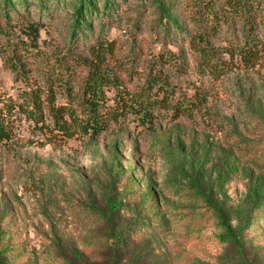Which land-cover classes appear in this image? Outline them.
Returning <instances> with one entry per match:
<instances>
[{
  "label": "rangeland",
  "instance_id": "374dc122",
  "mask_svg": "<svg viewBox=\"0 0 264 264\" xmlns=\"http://www.w3.org/2000/svg\"><path fill=\"white\" fill-rule=\"evenodd\" d=\"M114 1L121 5L114 16L119 21L103 33L119 43V60L134 64L128 71L109 65L125 87H140L165 52L183 50L188 72L163 68L188 95L206 90L208 101L193 119H159L150 129L112 124L102 134L71 138L19 117L9 147L0 150L6 264H112L115 236L121 245L115 264H264V57L248 66L225 54L231 72L220 79L202 75L186 38L194 27L190 0H163L183 33L174 26L153 33L155 13L142 0ZM91 29L94 38L102 33L95 20ZM223 34L215 46L227 47ZM68 37L62 19L43 25V59L29 60L30 76L41 82L42 64L68 51ZM79 53L89 56L84 49ZM76 71L86 75L88 69ZM23 86L0 55V91L17 97ZM57 103H65L59 94ZM204 196L234 230L254 217L245 248L220 240ZM92 202L105 216L93 213ZM137 219L146 227L133 230Z\"/></svg>",
  "mask_w": 264,
  "mask_h": 264
},
{
  "label": "trees",
  "instance_id": "16d2710c",
  "mask_svg": "<svg viewBox=\"0 0 264 264\" xmlns=\"http://www.w3.org/2000/svg\"><path fill=\"white\" fill-rule=\"evenodd\" d=\"M142 1L155 13L153 33L161 28L168 31L171 26L184 32L163 0ZM121 2L126 4L127 0ZM29 5L39 11L28 9ZM189 5L194 9L191 12L194 27L186 38L202 75L220 79L231 72L233 66L223 59L225 54L239 58L248 66H254L264 57V0H190ZM120 7L114 0H0V55L15 79L24 84L17 97L6 96L0 91V150L9 147L19 117L31 120L43 132L71 138L99 135L112 124L125 125L127 122L150 129L159 119H193L203 111L208 101L206 90L196 88L195 93L188 95L171 82L163 68L175 66L177 71L188 72L183 50L180 55L170 50L165 52L157 65L150 67L140 87L133 90L126 88L121 78L111 72V62L122 64L127 71L134 65H124L129 59L119 60V43L103 33L107 25H117L119 19L114 16ZM199 10L202 13L197 14ZM60 19L69 31V48L53 63L42 64L39 82L30 76L32 70L28 62L42 58L38 54L40 29ZM94 20L102 29L95 38L91 29ZM222 33L227 39L226 48L214 45ZM89 34L92 41H88ZM171 35L181 41L185 38L180 34ZM81 49L89 56H81ZM80 67L88 69L86 75L76 71ZM110 91L112 95L108 94ZM58 94L65 103H57ZM204 200L221 229L220 240L245 248V231L253 225L254 217L248 216L234 230L227 223L224 211L207 196ZM111 206L117 208L115 203ZM91 207L98 217L105 216L93 202ZM137 224L146 227L144 219H137L133 230L137 229ZM114 238L117 243L113 245L112 264L118 261L121 247L118 237ZM8 256L9 245L0 241V264H6Z\"/></svg>",
  "mask_w": 264,
  "mask_h": 264
}]
</instances>
